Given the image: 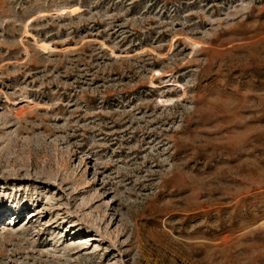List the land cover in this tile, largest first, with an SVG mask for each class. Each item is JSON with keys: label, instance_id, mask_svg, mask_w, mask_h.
<instances>
[{"label": "rangeland", "instance_id": "1", "mask_svg": "<svg viewBox=\"0 0 264 264\" xmlns=\"http://www.w3.org/2000/svg\"><path fill=\"white\" fill-rule=\"evenodd\" d=\"M0 264H264V0H0Z\"/></svg>", "mask_w": 264, "mask_h": 264}]
</instances>
